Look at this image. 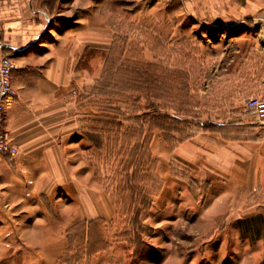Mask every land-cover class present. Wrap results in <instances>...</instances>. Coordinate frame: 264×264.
I'll return each mask as SVG.
<instances>
[{"label": "rangeland", "instance_id": "obj_1", "mask_svg": "<svg viewBox=\"0 0 264 264\" xmlns=\"http://www.w3.org/2000/svg\"><path fill=\"white\" fill-rule=\"evenodd\" d=\"M50 4L63 36L75 27L63 47L76 129L63 142V204L45 205L63 264H264V193L173 154L221 125L250 136L264 29L211 32L179 0Z\"/></svg>", "mask_w": 264, "mask_h": 264}, {"label": "crops", "instance_id": "obj_2", "mask_svg": "<svg viewBox=\"0 0 264 264\" xmlns=\"http://www.w3.org/2000/svg\"><path fill=\"white\" fill-rule=\"evenodd\" d=\"M51 1L0 0V51L14 59L18 94L5 116L18 153L0 154V264H63V243L53 239L60 230L45 205L63 204V142L76 129L70 104L76 88L67 75L73 55L63 47L75 27L63 36V10L52 14ZM179 1L181 13L211 32L264 29V0ZM247 123L250 136L243 135L248 127L221 125L179 142L173 154L189 167L211 165L236 186L247 181L264 193V121Z\"/></svg>", "mask_w": 264, "mask_h": 264}, {"label": "built area", "instance_id": "obj_3", "mask_svg": "<svg viewBox=\"0 0 264 264\" xmlns=\"http://www.w3.org/2000/svg\"><path fill=\"white\" fill-rule=\"evenodd\" d=\"M16 64L12 56L0 51V154L14 157L18 148L8 136L5 116L8 107L18 99L17 90L12 83V72ZM246 111L256 122L264 121V98L252 96L246 99Z\"/></svg>", "mask_w": 264, "mask_h": 264}, {"label": "trees", "instance_id": "obj_4", "mask_svg": "<svg viewBox=\"0 0 264 264\" xmlns=\"http://www.w3.org/2000/svg\"><path fill=\"white\" fill-rule=\"evenodd\" d=\"M162 118L165 119V120H169V117H167L166 115H163ZM167 127H168V126H166V127H164V126L162 127V126H161V129H162V130L168 129ZM168 130H169V129H168Z\"/></svg>", "mask_w": 264, "mask_h": 264}]
</instances>
